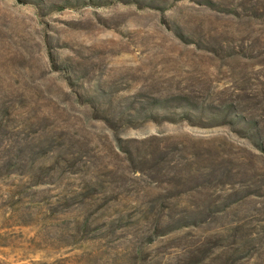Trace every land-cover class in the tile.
Instances as JSON below:
<instances>
[{
	"label": "rangeland",
	"instance_id": "rangeland-1",
	"mask_svg": "<svg viewBox=\"0 0 264 264\" xmlns=\"http://www.w3.org/2000/svg\"><path fill=\"white\" fill-rule=\"evenodd\" d=\"M263 208L264 0H0V264H264Z\"/></svg>",
	"mask_w": 264,
	"mask_h": 264
},
{
	"label": "trees",
	"instance_id": "trees-1",
	"mask_svg": "<svg viewBox=\"0 0 264 264\" xmlns=\"http://www.w3.org/2000/svg\"><path fill=\"white\" fill-rule=\"evenodd\" d=\"M264 209V208H263ZM256 221H260V222H263V224H264V213H262L261 214V216L259 215V217L258 218H256L255 219ZM237 222H241V221H237ZM242 223H243V225H242ZM241 223V225L240 226H237L235 229H237L238 230V228H240V230L239 231H241L242 230V228H246L247 230H248V232L250 233L249 235H251L252 234V232H251V226H252V222H251V220H246L245 219V221H243ZM261 230L264 232V225H262V227H261ZM247 242H250V241H247Z\"/></svg>",
	"mask_w": 264,
	"mask_h": 264
}]
</instances>
